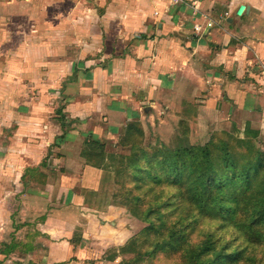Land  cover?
I'll use <instances>...</instances> for the list:
<instances>
[{"label":"crops","instance_id":"crops-1","mask_svg":"<svg viewBox=\"0 0 264 264\" xmlns=\"http://www.w3.org/2000/svg\"><path fill=\"white\" fill-rule=\"evenodd\" d=\"M155 107L264 138V0H0V264L25 260L5 231L33 192L49 205L97 188L103 155L85 135L102 147ZM68 237L45 262L68 260Z\"/></svg>","mask_w":264,"mask_h":264},{"label":"rangeland","instance_id":"rangeland-1","mask_svg":"<svg viewBox=\"0 0 264 264\" xmlns=\"http://www.w3.org/2000/svg\"><path fill=\"white\" fill-rule=\"evenodd\" d=\"M160 110H141L143 126L138 119L130 121L138 124V138L134 133V139L126 140L124 127L115 141L99 139L101 147L85 135L83 146L91 148L89 153L100 150V162L107 164L99 166L102 176L97 188L87 187L88 192L69 198L48 192L53 199L49 205L46 197L33 192V214L14 213L21 227L5 231L6 243L11 244L8 251L25 260L2 264H48L43 257L50 253L47 246L65 248L70 234L76 241L63 264H264V199L260 198L264 196V138L238 130L204 133L209 127L189 113L175 118L173 107L165 113ZM132 144L144 148L135 167L126 165L135 152L141 154ZM200 146H206L214 158L229 148L237 152L236 157L240 154L242 166L254 155L262 164L248 165L249 171L239 175L240 166L231 158L236 172L231 174L233 168L227 167L226 174L219 175L223 190H211L208 184L201 185L207 175L200 163ZM234 194L239 202L229 199ZM254 201L259 206L253 212ZM88 205L94 211L81 215L84 210L79 208ZM47 206L55 213L45 224L42 214ZM79 215L88 216L89 230L73 233L76 224L86 226ZM29 216L32 225H25Z\"/></svg>","mask_w":264,"mask_h":264},{"label":"trees","instance_id":"trees-1","mask_svg":"<svg viewBox=\"0 0 264 264\" xmlns=\"http://www.w3.org/2000/svg\"><path fill=\"white\" fill-rule=\"evenodd\" d=\"M125 132H126L125 133V139L126 140L134 139V137L138 138V137L141 136V132L139 130L138 124L135 123V122H129V125L126 126ZM134 133H136V135L134 137H132ZM130 147L133 148L134 150L141 151V154H139V155H137V152H135L133 157H130L129 158L130 160H128L127 163H126L127 166L131 165V167H133V166L135 167L136 165H138L140 163L139 162L140 158L143 157L142 152L144 151V148H142L140 146H137V145H134V144H132V146H130ZM177 150H179V149H177ZM177 150L175 151L174 154H176ZM199 151H200V153L202 155V158H201L202 162H200V163L203 165V171L205 172V175H207V178H206L205 182H201V185L204 186L205 183H206V184L209 185L208 187L211 190H214V189L217 188L218 192H221V190H223L222 187L220 188L221 179H220L219 175H225L226 174L225 173L226 170L230 169V168H233V169H230L231 170V174H234L236 172V166L232 164L231 158L236 160L237 166H240V167H238L240 169V174L239 175H241V174L245 175L246 171H249V169H246V166H248V165H253L252 167H256V164H258V165L262 164L261 160L256 155H254L252 161L249 164H247L246 166H242L240 164V162H239L240 159H241L240 154H239V157H236L235 155L237 154V152L236 151H232L229 148H227V151H225L221 155H217L215 158L212 156V153L208 152L206 146H200L199 147ZM109 156H110V158H111V160L113 162L112 155L109 154ZM102 165L105 166L107 164L101 162L100 166H102ZM131 167H129V168H131ZM213 167H217V169L212 171ZM174 169H176V168H174ZM173 171H175V170H173ZM211 172L214 175H212ZM124 174H126V173H124ZM210 175H212L211 178H210ZM262 188H264V184H263ZM260 198L264 199V196H261ZM229 199L234 200L235 202H239V199L236 198V194H234L232 196L230 195ZM196 200H197V198H196ZM258 201H260V200H258ZM258 201H254L253 204L251 205V210L253 212H254V209L259 206ZM253 212H250V213H253ZM204 246H205V248H207L206 242H204ZM122 251H125V250H122ZM58 263L59 264H63L64 261H61V262H58Z\"/></svg>","mask_w":264,"mask_h":264},{"label":"built area","instance_id":"built-area-1","mask_svg":"<svg viewBox=\"0 0 264 264\" xmlns=\"http://www.w3.org/2000/svg\"><path fill=\"white\" fill-rule=\"evenodd\" d=\"M173 2H181L182 0H172Z\"/></svg>","mask_w":264,"mask_h":264}]
</instances>
